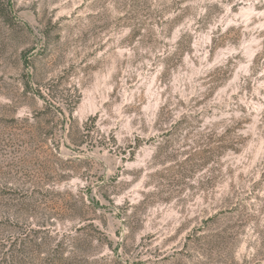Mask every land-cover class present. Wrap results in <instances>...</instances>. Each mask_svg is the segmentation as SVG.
<instances>
[{"label":"rangeland","instance_id":"obj_1","mask_svg":"<svg viewBox=\"0 0 264 264\" xmlns=\"http://www.w3.org/2000/svg\"><path fill=\"white\" fill-rule=\"evenodd\" d=\"M0 264H264V0H0Z\"/></svg>","mask_w":264,"mask_h":264}]
</instances>
